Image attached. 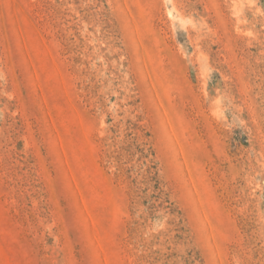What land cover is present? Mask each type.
Masks as SVG:
<instances>
[{"label":"rangeland","instance_id":"1","mask_svg":"<svg viewBox=\"0 0 264 264\" xmlns=\"http://www.w3.org/2000/svg\"><path fill=\"white\" fill-rule=\"evenodd\" d=\"M0 264H264V0H0Z\"/></svg>","mask_w":264,"mask_h":264}]
</instances>
